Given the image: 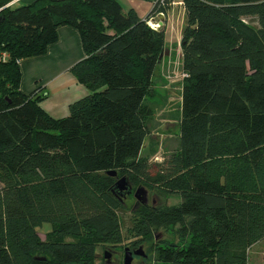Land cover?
Masks as SVG:
<instances>
[{"label": "trees", "instance_id": "trees-1", "mask_svg": "<svg viewBox=\"0 0 264 264\" xmlns=\"http://www.w3.org/2000/svg\"><path fill=\"white\" fill-rule=\"evenodd\" d=\"M10 1L0 0V264H95L99 245L138 249L175 225L182 243L162 242L159 261L248 264L264 240V0H185L179 145L161 161L141 151L165 31L117 0ZM62 26L80 31L86 57L71 71L90 93L56 119L45 95L21 91L19 62L46 53ZM124 176L181 202L139 204L124 234Z\"/></svg>", "mask_w": 264, "mask_h": 264}, {"label": "crops", "instance_id": "crops-1", "mask_svg": "<svg viewBox=\"0 0 264 264\" xmlns=\"http://www.w3.org/2000/svg\"><path fill=\"white\" fill-rule=\"evenodd\" d=\"M35 1L11 0L9 3L11 7H17L23 4H31ZM117 1L122 4L126 11L133 9L141 19H146L152 14L151 16H153L154 20H159L158 15H154V12H157L160 8L159 5L155 6L157 0ZM175 6L177 5L168 6L165 11L167 17L164 29L166 36L165 56L162 58L156 70L153 79L152 94L146 98L145 104L150 110L154 108L153 105L155 103H159L162 99H167L170 93L173 94V83H170L165 78L163 70L165 67L168 69L164 72L165 74L177 72V66L169 64L175 58L176 54L174 52L179 49L183 37V30L186 25L185 7ZM177 11L178 15H180L179 19L176 17ZM169 16L171 18H177L175 19L176 24L170 21ZM175 44L178 46L176 50ZM179 52H181V57L179 58L181 59L183 68L182 48ZM85 57L86 52L80 31L72 26L60 27L58 29V40L48 46L46 53L20 60L19 65L22 73L21 91L28 96L32 94L45 95V98L40 101L39 105L51 117L58 119L69 115L71 104L86 97L90 93V90L71 71L72 67ZM169 75L168 77H170ZM171 105L168 104L167 106L170 108Z\"/></svg>", "mask_w": 264, "mask_h": 264}, {"label": "rangeland", "instance_id": "rangeland-1", "mask_svg": "<svg viewBox=\"0 0 264 264\" xmlns=\"http://www.w3.org/2000/svg\"><path fill=\"white\" fill-rule=\"evenodd\" d=\"M167 7L168 6L162 7L159 9V11L165 12L167 10ZM175 7H179V6H175ZM178 11L176 17H178L179 19L180 15H178ZM183 15L185 16L184 13ZM169 19L171 22L173 21L174 24H176L175 19L177 18H171V16H169ZM248 21L252 25H257L256 20L252 18L251 19L248 18ZM165 41H166V36H165ZM181 46H182V41L181 44L179 45L178 51L174 52L176 54L175 58L172 59L171 61L172 63L169 64L172 66L176 65L177 72L165 74L164 72H166L168 69L165 67V69L163 70V74L165 78L170 83H173L172 86L173 94L170 93L167 99H162L160 100L159 103H155V105H153L154 108L151 109L152 113L150 114L151 116L148 121L150 133L145 140L144 148L141 152V155L148 156L152 161L163 160L165 156L171 154L175 149L178 148L179 145V133H180L179 121L181 117V101H182L181 96H182L183 84L185 79V77H183V74L184 72H186L182 68V62L181 59L179 58L181 57V52H179L181 51L182 48ZM177 48L178 46L176 45L175 50ZM163 52L165 56V51ZM168 75L170 77H168ZM168 104H172L170 108L167 106ZM167 110H169V112H167ZM139 187H141V185L134 184L132 195L130 196L129 194H126L127 196L125 198L126 207L124 211L120 212L121 225L124 234L127 233V229L131 224L130 219L131 216L133 215L132 212L133 208L139 206V205L137 206L138 200L135 197L136 189H138ZM118 192L121 194V191ZM124 196L125 195H122V197ZM148 197H149L148 205H152V204L154 205V202L157 201L159 202L158 206L161 207L178 205L181 202V197L178 195H170L152 189H148ZM179 228H180L179 225L162 227L159 230H156L153 233L152 237L150 236L149 238H147L145 242L141 245L144 246L143 250L149 254L147 258L142 259L144 260L143 264H165L164 262L159 261L157 259L158 247L162 242H169L175 244L182 243ZM49 230L50 228L46 227L45 230L43 231L44 234ZM156 233H162V239L159 240L160 242H156ZM129 243L130 241L126 239L122 245L117 246L118 249L121 250L123 253L121 254L123 256L121 258L119 257L118 259V264H125L124 249L125 247L129 246ZM111 246H103V245L98 246L97 250L100 257H98L95 264H105L103 260L107 256V253H109L108 249L107 248L105 249V247L109 248ZM131 264H138V263L134 262ZM248 264H264V240L256 243L249 249Z\"/></svg>", "mask_w": 264, "mask_h": 264}, {"label": "water", "instance_id": "water-1", "mask_svg": "<svg viewBox=\"0 0 264 264\" xmlns=\"http://www.w3.org/2000/svg\"><path fill=\"white\" fill-rule=\"evenodd\" d=\"M158 18L159 20L153 19V22L159 24V26L155 30L162 31L165 29V23H166L167 17L161 14L160 16H158ZM163 57H164V52L161 53L160 59H162ZM113 174H115V172H113ZM115 187L116 189L121 191V193L125 196L126 194H131L134 189L133 184H131L130 181L125 176L120 177L117 180ZM135 197L137 198L140 204H147L149 201L148 189L144 186L139 187L138 189H136ZM156 202L157 201L154 202V205L156 204ZM161 239H162V233H156V241L158 242ZM135 253L143 257H147V254L143 250V246H140ZM131 262H132V252L128 248H126L125 264H131Z\"/></svg>", "mask_w": 264, "mask_h": 264}, {"label": "flooded vegetation", "instance_id": "flooded-vegetation-1", "mask_svg": "<svg viewBox=\"0 0 264 264\" xmlns=\"http://www.w3.org/2000/svg\"><path fill=\"white\" fill-rule=\"evenodd\" d=\"M130 196L132 195V193L131 194H129ZM127 196H124V199L126 198ZM140 203L139 202H137V206L139 205ZM147 204H149V201H148V203ZM159 204V202H156V204H155V206L156 205H158ZM153 205V204H152ZM144 247V246H143ZM108 249V251H109V253H107V258L105 257V259L103 260L104 261V263L106 264H118V259H119V257L121 258L123 255H121V254H123L122 253V251L121 250H119L118 249V247L117 246H111V247H105V249ZM126 248H128L131 252H132V262L131 263H134V262H136V263H138V264H143V261L144 260H142L143 258H147L148 256H149V254L148 253H146L145 251V253L147 254V257H142L141 255H139V254H137V253H135L138 249H134L135 248V246L133 245V244H129V246L128 247H125V249H124V252H125V254H126ZM98 257H100V255L98 256ZM104 257V256H103Z\"/></svg>", "mask_w": 264, "mask_h": 264}, {"label": "built area", "instance_id": "built-area-1", "mask_svg": "<svg viewBox=\"0 0 264 264\" xmlns=\"http://www.w3.org/2000/svg\"><path fill=\"white\" fill-rule=\"evenodd\" d=\"M10 5V3L8 4V6ZM156 5H159L160 6V8H162V7H165V6H172V5H177V6H183V7H185V0H157L156 2H155V6ZM159 8V9H160ZM160 15V14H162V15H165L166 16V14H165V12L164 11H157V12H154V15ZM153 16H150L149 17V19H148V24L152 27V28H154V29H156L158 26H159V24L158 23H155V22H153ZM9 57V55L6 53V52H3L2 54H1V56H0V59H3V60H6L7 58ZM188 76V74L186 73V72H184V74H183V77H187Z\"/></svg>", "mask_w": 264, "mask_h": 264}]
</instances>
